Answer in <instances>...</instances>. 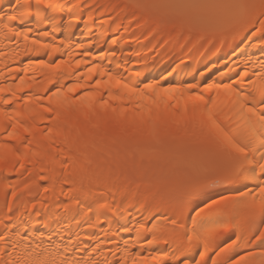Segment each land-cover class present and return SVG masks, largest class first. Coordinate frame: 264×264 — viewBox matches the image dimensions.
<instances>
[{"label": "snow or ice", "instance_id": "6c2138e0", "mask_svg": "<svg viewBox=\"0 0 264 264\" xmlns=\"http://www.w3.org/2000/svg\"><path fill=\"white\" fill-rule=\"evenodd\" d=\"M93 7L82 0L0 4V32L23 41L14 59L27 58L16 69L24 72L18 89L30 66L54 74L86 66L74 83H63V73L48 77L47 106L41 91L24 99L0 88L11 93L0 104H35L31 124L13 119L18 110L0 109L8 117L0 119V140L17 142L8 149L11 170L27 172L3 185L0 264H264V0L110 5L116 15L99 26L121 20L128 33L135 23L140 36L131 34L148 41L146 53L125 52L119 29L110 41L102 32L92 44L73 43L81 22L97 23ZM63 49L69 59H53ZM74 53L81 58L73 64ZM133 56L142 65L135 71L127 67ZM164 57L167 67L149 78ZM189 61L192 81L176 79ZM61 96L65 103L53 105ZM46 117L50 126L37 127ZM54 134L59 144L45 143ZM3 165L0 156V172Z\"/></svg>", "mask_w": 264, "mask_h": 264}, {"label": "bare ground", "instance_id": "6f19581e", "mask_svg": "<svg viewBox=\"0 0 264 264\" xmlns=\"http://www.w3.org/2000/svg\"><path fill=\"white\" fill-rule=\"evenodd\" d=\"M82 2H85L87 4L93 5V9L91 11L92 17L97 20L96 24H89V27H85V24L81 22L77 28L73 30V34L71 36V40L73 43H84L86 45L92 44L97 40H100V33L103 32V39L110 41L111 38L114 35H117V33L114 31L115 29H119V34H123V41L122 43L124 44V51L125 52H135V51H140L142 53H146L147 49L142 47L143 44H148L147 40H144L143 37L141 36V42L136 43L135 42V37L132 36V31L136 30V36H140V31L136 29L135 23L131 25L129 28L128 33L123 32V28L120 27L121 25V20H117L115 24H109L105 23L104 28H101L99 26V21L104 20L107 21L109 16H115L116 12L113 11V7H110V5H116L121 2V0H82ZM0 4H3L4 7H7V0H0ZM96 5H102L103 7L97 8L95 7ZM89 19V9L85 7L83 9V16L82 20H88ZM129 21L128 20H123L124 25H128ZM64 33H58L57 34V40H62L65 38ZM32 38H35L33 34H30V40ZM45 42H48L45 40ZM155 43V41H153ZM17 44L23 45V41H10L9 39H6L3 32H0V53H3V55H0V88L8 89L10 86L13 91L16 92L17 97H24V99H27V96L25 95L26 93L28 95H31L33 91H41L45 86L51 87V85H47V79L49 76L52 75H59L61 73L65 74V79L63 83L65 84H70L74 83L75 81V73L84 71L86 69L85 65H81L79 69H76L75 67H70V66H62L61 69L56 70V73H52L46 68H42L39 66H30L27 69V77L25 80V83L23 85V91L18 89L16 85L20 84L19 76H23L24 72L20 71L17 72L16 69L23 68L25 64H27V58L21 56L19 59H14L13 58V51H21V48L17 47ZM59 46V45H58ZM150 47V45H149ZM113 48L117 51V55L119 56L120 48L117 45H114ZM103 50L107 51V45L105 44L103 46ZM67 49H63L62 53H56L53 56V59H58V58H63L64 60H68L67 56ZM82 51V50H80ZM90 51L98 56L101 49L92 47ZM149 56L151 55L150 53L148 54ZM222 59L226 58L221 54ZM80 55L78 53H74L72 57V63L74 64V61L76 59H80ZM45 60H47V56L44 57ZM84 59H90L89 57H85ZM137 58L135 56L132 57V61L130 64L127 65L131 71H135L141 68V64L136 63ZM94 62V61H93ZM106 63V62H105ZM169 61L167 57H164L163 59H159L156 63V67L152 68L150 72L146 73V75L149 78H155L158 77L160 72H162L168 65ZM194 62L189 61V68L185 69L183 73H181V77H176V79L180 78H185L189 81H192L194 73L192 72V66ZM220 65H218L219 67ZM226 71V69H224ZM239 70V69H237ZM219 73L216 72L214 73V76H218ZM32 77H35V79H31ZM95 79V77H94ZM195 79L199 80L200 76L195 75ZM83 82V81H81ZM225 82H227V78L225 79ZM31 85V87H29ZM258 86V85H257ZM83 90H80L79 92L75 94H68L72 96L73 98L78 97L81 95ZM41 94L44 96V105L47 106L48 100H47V94L43 93L41 91ZM0 96H3L5 98H10L11 93L9 91H4L3 93H0ZM53 105H60L64 104L65 100L64 97H53L52 99ZM88 101H83L82 105L87 106ZM113 106H120V102L116 101L113 102ZM124 107H129L128 104L123 105ZM35 108V104H29L27 107L24 105V101L20 100L18 102H14L11 107L5 106L3 104H0V109H3L5 112L11 113L14 110H18L17 114L13 116V119H19L21 123H26V124H31L33 120V115L29 112V109ZM38 111V110H37ZM127 117H131L133 113L128 112L125 114ZM4 122L8 121L7 116L0 117ZM37 127L43 128L46 130L47 125V117L45 118V121L40 122L37 118ZM60 140H62V137H57L55 134L51 137V141H46L45 143H49L52 141H55L57 144H59ZM16 141H2L0 140V144H5V147L0 148V156L4 157V169L5 171L0 172V205L3 204L4 201V192H3V185L5 184H12L15 185L18 182H22L25 177L27 176V172L23 170L19 171H12L11 166H12V158L11 155L8 151L9 148H14L16 145ZM33 150L35 151V146H33ZM30 167V165H27ZM18 168V165H17ZM22 186V183H21ZM44 186H49V183H45ZM51 193H49L50 195ZM10 195V192H9ZM39 199V197H37ZM60 199L66 200L65 197H61ZM144 215H147L145 213ZM107 227V225H104ZM150 226V225H149Z\"/></svg>", "mask_w": 264, "mask_h": 264}]
</instances>
